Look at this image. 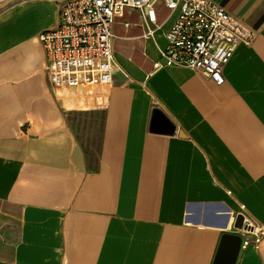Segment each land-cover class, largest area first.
Masks as SVG:
<instances>
[{
    "label": "crops",
    "instance_id": "obj_1",
    "mask_svg": "<svg viewBox=\"0 0 264 264\" xmlns=\"http://www.w3.org/2000/svg\"><path fill=\"white\" fill-rule=\"evenodd\" d=\"M61 1L0 0V264H213L242 206L264 226V1L218 0L257 30L221 84L156 67L178 15L159 4L153 36L115 20L111 85L53 89ZM247 238L236 264H264Z\"/></svg>",
    "mask_w": 264,
    "mask_h": 264
},
{
    "label": "built area",
    "instance_id": "obj_2",
    "mask_svg": "<svg viewBox=\"0 0 264 264\" xmlns=\"http://www.w3.org/2000/svg\"><path fill=\"white\" fill-rule=\"evenodd\" d=\"M159 4L177 10L178 15L165 32L163 63H156V67L189 68L221 84L225 65L240 44L253 42L257 32L218 0H62L58 24L39 35L51 87L111 85L116 69L115 20L124 15L126 8L137 9L145 35L153 36L161 26L157 20ZM243 211L239 213L242 226H234L242 238L241 248L252 241L248 235L260 243L264 234V226L256 227L252 217Z\"/></svg>",
    "mask_w": 264,
    "mask_h": 264
},
{
    "label": "water",
    "instance_id": "obj_3",
    "mask_svg": "<svg viewBox=\"0 0 264 264\" xmlns=\"http://www.w3.org/2000/svg\"><path fill=\"white\" fill-rule=\"evenodd\" d=\"M153 119L155 124H159V126L154 125L153 129L161 128V130L173 131L174 125L161 110H154ZM242 220L243 217L238 216L234 226L241 227ZM241 242L242 238L238 233H225L213 264H236L241 250Z\"/></svg>",
    "mask_w": 264,
    "mask_h": 264
},
{
    "label": "rangeland",
    "instance_id": "obj_4",
    "mask_svg": "<svg viewBox=\"0 0 264 264\" xmlns=\"http://www.w3.org/2000/svg\"><path fill=\"white\" fill-rule=\"evenodd\" d=\"M95 84H92L91 86H94ZM65 88H68V89H71L72 87H65ZM88 105H90V104H88Z\"/></svg>",
    "mask_w": 264,
    "mask_h": 264
}]
</instances>
